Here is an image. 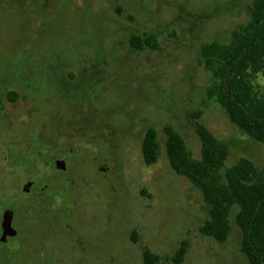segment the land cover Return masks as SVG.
<instances>
[{
	"label": "rangeland",
	"instance_id": "1",
	"mask_svg": "<svg viewBox=\"0 0 264 264\" xmlns=\"http://www.w3.org/2000/svg\"><path fill=\"white\" fill-rule=\"evenodd\" d=\"M252 4L0 0V264L10 250L13 264H145L144 248L176 264L184 240L181 264H249L239 205L226 242L201 232L207 203L171 167L164 128L200 158L202 124L229 146L226 167L248 158L264 171V143L207 97L212 73L200 60L204 44L250 21ZM150 33L159 48L132 45ZM150 126L161 145L153 165L142 151ZM7 209L17 235L3 244Z\"/></svg>",
	"mask_w": 264,
	"mask_h": 264
},
{
	"label": "trees",
	"instance_id": "2",
	"mask_svg": "<svg viewBox=\"0 0 264 264\" xmlns=\"http://www.w3.org/2000/svg\"><path fill=\"white\" fill-rule=\"evenodd\" d=\"M250 13V21L236 28L228 41L204 44L200 60L212 73L207 97L218 103L246 134L264 143V84L260 83L264 78V0H253ZM131 43L140 50L160 47L156 33L133 36ZM7 97L14 100L16 93L12 91ZM1 108L0 97V111ZM164 129L171 167L199 188L207 203L209 218L201 232L226 242L231 233V210L239 205L236 222L244 234L242 251L249 264H264V171L248 158L226 167L229 146L202 124L196 126L200 158L193 157L186 139L172 125ZM142 151L147 165L158 162L161 145L153 126L146 130ZM132 239H138L136 230ZM188 247L189 241L184 240L172 257L176 264L185 260ZM8 253V264H13L18 252ZM160 259L144 248L145 264H158Z\"/></svg>",
	"mask_w": 264,
	"mask_h": 264
},
{
	"label": "water",
	"instance_id": "3",
	"mask_svg": "<svg viewBox=\"0 0 264 264\" xmlns=\"http://www.w3.org/2000/svg\"><path fill=\"white\" fill-rule=\"evenodd\" d=\"M57 167L61 169H65V162L57 161ZM31 184L32 183L29 182L27 185H25L24 187L25 191H29ZM13 216H14V211L12 209H7L4 212L3 221H2V236H1V242L3 243L7 242L8 237L17 235V230L13 227L12 224Z\"/></svg>",
	"mask_w": 264,
	"mask_h": 264
}]
</instances>
